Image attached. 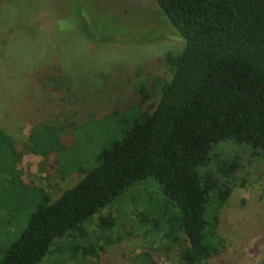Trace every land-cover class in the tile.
Here are the masks:
<instances>
[{
  "label": "trees",
  "instance_id": "16d2710c",
  "mask_svg": "<svg viewBox=\"0 0 264 264\" xmlns=\"http://www.w3.org/2000/svg\"><path fill=\"white\" fill-rule=\"evenodd\" d=\"M155 2L184 40L180 51L165 56L172 77L161 82L159 100L148 110L74 123L124 127L101 149L96 166L75 168L82 173L75 184L53 200L21 181L13 140L0 129V264H41L62 254L71 264H93L114 227L104 209L136 187L148 193L142 204L152 207L134 216L151 248L162 238L160 248L179 264L221 254L220 212L243 170L235 150L264 152V0ZM139 90L143 101L153 97L145 85ZM37 191L40 201L24 216L25 227L7 242L21 215L7 198ZM96 216L102 236L87 227ZM136 262L153 264V253L144 250Z\"/></svg>",
  "mask_w": 264,
  "mask_h": 264
},
{
  "label": "rangeland",
  "instance_id": "374dc122",
  "mask_svg": "<svg viewBox=\"0 0 264 264\" xmlns=\"http://www.w3.org/2000/svg\"><path fill=\"white\" fill-rule=\"evenodd\" d=\"M183 46L155 0H0V129L14 143V175L53 200L60 196L82 177L75 168L96 166L101 149L124 128L110 121L105 127L99 120L83 127L74 123L150 109L159 100L161 82L172 77L166 54ZM142 85L153 96L147 101ZM31 139L38 145L30 146ZM250 149L235 150L243 170L220 212L223 250L202 264H264V152ZM39 193L7 198L21 212L9 226L7 242L25 227L24 216L40 201ZM147 195L136 187L104 209L103 215H113L114 227L91 263L139 264L141 253L150 250L153 264H179L160 248L162 238L151 248L137 226L135 214L152 208L142 204ZM96 219L87 227L102 236ZM71 263L62 254L41 264Z\"/></svg>",
  "mask_w": 264,
  "mask_h": 264
}]
</instances>
